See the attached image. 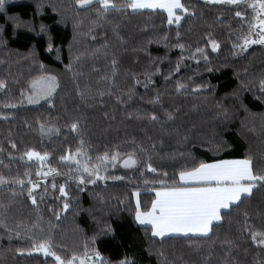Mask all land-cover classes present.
<instances>
[{"label":"trees","instance_id":"trees-1","mask_svg":"<svg viewBox=\"0 0 264 264\" xmlns=\"http://www.w3.org/2000/svg\"><path fill=\"white\" fill-rule=\"evenodd\" d=\"M181 3L190 14L177 11L181 21L170 25L160 10L122 9L102 18L99 5L80 9L75 0L5 2L0 12V81L5 83L0 89V175L19 177L26 187L21 194L18 185L0 186V204L12 201L7 216L0 210L8 228L0 227V264H56L50 256L28 254L40 238H50L63 260L83 256L87 247L104 264L125 259L130 264H264V248L244 232L245 213L251 230H264V189H254L206 238L157 239L135 221L137 203L141 211L150 209L154 191L161 188L153 182L171 185L181 169L249 158L253 171L264 174V48L233 55L243 22L235 12L244 19L251 14L200 0ZM209 40L218 43L216 52ZM48 76L58 83L51 98L6 109L23 100L34 80ZM178 83L183 85L179 92ZM151 115L158 120L151 122ZM28 151L47 159L29 160ZM78 151L89 166L107 154L102 175L123 179L78 185L76 165L61 160ZM113 153L118 159L133 154L136 171L115 173ZM148 164L157 172H148ZM49 169L56 172L43 183L44 175L36 173ZM29 179L39 186L36 205L28 200ZM61 184L67 201L59 193Z\"/></svg>","mask_w":264,"mask_h":264},{"label":"snow or ice","instance_id":"snow-or-ice-1","mask_svg":"<svg viewBox=\"0 0 264 264\" xmlns=\"http://www.w3.org/2000/svg\"><path fill=\"white\" fill-rule=\"evenodd\" d=\"M208 4H224V5H241L245 0H205ZM77 8L89 9L99 5L97 14L100 17L110 11L120 12L122 9H131L132 11L150 9H161L167 13L168 23H176L179 25L181 16L179 12L190 14L188 10L181 3V0H127L126 4L118 5L115 0H75ZM5 0H0V12L4 10ZM249 8L256 11L257 17H264V0H257L256 3H249ZM235 15L244 19L241 12L237 10ZM258 29L256 33L257 38L252 37L253 30ZM252 44L264 45V18L258 19L255 23L249 25V33L243 38L242 43L234 44V49H238L239 53L245 52ZM209 46L213 52H216L219 45L215 40H209ZM183 49V45H179ZM197 52L203 54V49L197 48ZM237 51L233 55L239 54ZM207 57H205L206 59ZM43 67V66H41ZM68 71H72L71 62L68 65ZM151 81L149 80V83ZM32 88V95L28 96V103H38L40 99L50 97L58 87L56 77L48 76L41 78L38 81H33L30 85ZM183 85L177 84L176 90L179 92ZM5 88V83L0 81V89ZM261 91L264 92V80L260 82ZM195 91V89H194ZM23 95V93H22ZM118 103L120 101H117ZM155 104L158 99L150 101ZM5 107H16L15 104H8ZM167 119L172 120L171 113H166ZM138 119L141 117H137ZM151 122H156L158 117L151 115L148 117ZM73 132L78 131L76 123L71 124ZM48 131H51L49 129ZM41 132H44V126L41 125ZM15 147V145H13ZM29 160L34 158L39 159L41 162L47 159V154L44 156L36 152L28 151L25 153ZM115 162L118 159L117 154L113 153L111 157ZM62 161L74 163L76 165L74 171L77 173L75 180L78 185L94 184L96 181H104L106 179L120 180L123 177L111 176L106 177L102 175L106 171L105 163L108 161L107 154L103 157H98L101 161L99 164H92L83 158V153L77 152L61 157ZM137 161L133 158V154H128V159L123 162V167L132 168L136 165ZM147 171L150 173L157 172V170L148 164ZM56 172V169H49L47 172L41 173L37 171L36 175L42 174L46 177ZM27 176L28 173H25ZM167 174L165 173V176ZM85 176L88 179H85ZM177 178H174L171 185L167 184L165 180L154 181L159 183L161 188L155 191V197L151 201L150 209L141 211L139 203H137L135 211V221L139 225H150L151 235L154 238H165L169 236H182V237H209L210 232L213 230L214 225H218L223 219L224 215L230 213L234 208L238 209L240 204L245 199L253 195L254 189H264V174L255 173L252 168L251 160L249 158L234 159V160H218L214 163L201 162L191 168L181 169L177 173ZM148 183V181H145ZM18 185L21 189V194L26 187L25 181L19 177L6 178L0 175V186L5 185ZM38 184L33 183L31 179L27 181V195L28 200L33 204H37L36 189ZM52 188H56V184H52ZM81 191L83 189H80ZM47 188H45V192ZM59 193L67 201V193L65 185L59 186ZM17 193L13 188L12 196ZM135 196L136 193H133ZM43 198V195H41ZM12 201L8 205L0 204V210H3L2 215L7 216V209L11 206ZM69 205L64 203L63 208L66 211ZM245 215L244 232H248L253 245L264 248V230L253 231L251 225L247 223V213ZM57 219L59 215L57 214ZM0 227L8 232L7 225L0 219ZM19 225L17 228L19 229ZM36 227V225H33ZM19 231L16 232L19 238ZM9 239H12L9 233ZM31 239V237H29ZM231 245V242H228ZM230 251V249H229ZM32 252H37L45 257L51 256L56 264H104L98 252L89 255L87 247L83 256L77 257L73 255L70 259L63 260L52 249V241L50 238H40L33 240L32 248L28 251L31 255ZM18 254L23 255V250H18ZM228 255V252H225ZM120 264H130L128 260L120 261Z\"/></svg>","mask_w":264,"mask_h":264},{"label":"rangeland","instance_id":"rangeland-1","mask_svg":"<svg viewBox=\"0 0 264 264\" xmlns=\"http://www.w3.org/2000/svg\"><path fill=\"white\" fill-rule=\"evenodd\" d=\"M8 1H11V0H5V2H8ZM200 1H205V0H200ZM257 2V0H245V2L244 3H242L241 5H238V6H235V5H224V4H221V5H223V6H221V5H219V6H221V7H227V8H238V7H240V8H243L244 10H246V11H249L250 12V14H251V17L250 18H246V19H243V22H242V25H241V28H240V33H239V35H238V37H237V39H236V43L235 44H239V43H242V41H243V38L245 37V36H247L248 35V33H249V25L250 24H252V23H255L258 19H261V18H264V17H257L256 16V11H258V9L256 10V11H254L252 8H249L248 7V4L249 3H256ZM206 3V2H205ZM208 4V3H207ZM210 5V4H209ZM211 6H213V5H211ZM131 10V9H130ZM143 10H150V9H143ZM156 10H160V11H162L161 9H156ZM132 11V10H131ZM137 11H140V10H137ZM177 11H179V10H177ZM135 12V11H134ZM166 15H167V13H166ZM181 19H182V17H181ZM172 24H174V25H177L176 23H172ZM259 30L258 29H255V30H253V32H252V37L253 38H257L256 37V33L258 32ZM253 47H262V48H264V45H260V44H252L249 48H248V50L250 49V48H253ZM247 50V51H248ZM235 51H237L238 53H239V50L238 49H235ZM247 51H245V52H242V53H239V54H237V56H242V55H244ZM42 78H46V77H42ZM41 78H38V79H36V80H34V81H38V80H40ZM57 81V80H56ZM58 84V83H57ZM31 85V84H30ZM58 90V87L56 88V90H55V92ZM0 92H1V90H0ZM55 92H53L52 93V95L50 96V97H47V98H44V99H40L39 100V102L38 103H35V104H29L28 103V99H27V97L28 96H31L32 95V88L29 86V89H28V92L25 94V96H24V98H23V100L20 102V103H18V104H15L16 105V107H7L6 109L7 110H11V109H14V108H20V107H32V106H36V105H39V104H41V103H43V102H45L46 100H48L49 98H51L54 94H55ZM48 133V132H47ZM134 158V157H133ZM35 160H39V159H36V158H34ZM34 159H32V160H34ZM126 159H128V157H125V158H122V159H117L114 163H113V168H112V170L115 172V173H118V174H123V175H132L135 171H136V169H137V166H138V162L136 163V165L134 166V167H132V168H125V167H123L122 165H123V162L126 160ZM135 159V158H134ZM136 160V159H135ZM40 161V160H39ZM137 161V160H136ZM107 171V170H106ZM106 171H103V172H106ZM49 177H51V175H48V176H44V179H43V183L44 182H46V179L47 178H49ZM37 188H39V186L37 187ZM137 195H135V199L137 198L136 197ZM37 253V252H36ZM39 254V253H38ZM93 255V254H92ZM51 257V256H50ZM90 264H91V262H90Z\"/></svg>","mask_w":264,"mask_h":264},{"label":"crops","instance_id":"crops-1","mask_svg":"<svg viewBox=\"0 0 264 264\" xmlns=\"http://www.w3.org/2000/svg\"><path fill=\"white\" fill-rule=\"evenodd\" d=\"M205 2V1H204ZM210 5H214V6H219L221 4H210ZM223 6V5H221ZM231 160H234V159H231ZM214 163V162H212ZM154 197H155V191H154ZM139 225V224H138ZM140 226H143V227H149L151 229V226L150 225H140ZM191 236V235H190ZM169 237H182V236H169ZM192 237V236H191ZM165 238H168V237H165ZM157 239H161V238H157Z\"/></svg>","mask_w":264,"mask_h":264}]
</instances>
